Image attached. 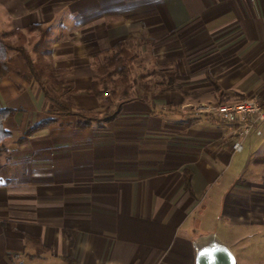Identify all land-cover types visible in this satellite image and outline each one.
<instances>
[{
    "label": "crops",
    "instance_id": "0c3cea01",
    "mask_svg": "<svg viewBox=\"0 0 264 264\" xmlns=\"http://www.w3.org/2000/svg\"><path fill=\"white\" fill-rule=\"evenodd\" d=\"M38 23L51 29L65 103L108 109L107 90L98 97L91 86L96 58L119 41L138 54L132 99L105 123L49 115L10 53L18 71L0 82V110L14 111L0 153V264H195V242L216 235L199 232L216 207L264 216V122L233 153L234 125L192 108L260 89L264 0H0L1 32Z\"/></svg>",
    "mask_w": 264,
    "mask_h": 264
},
{
    "label": "trees",
    "instance_id": "16d2710c",
    "mask_svg": "<svg viewBox=\"0 0 264 264\" xmlns=\"http://www.w3.org/2000/svg\"><path fill=\"white\" fill-rule=\"evenodd\" d=\"M50 35L51 29L40 23L33 24L26 30L0 31V82L10 72L18 71L15 60L10 55V53H17L21 56L25 68L30 72L32 80L40 86L45 94L47 114L74 115L83 126L91 125L94 122L105 123L115 120L120 115L125 102L132 99L133 70L138 54L134 53L126 42L119 41L114 48L108 49L98 56L95 62L98 76L92 81L91 92L100 97L105 90L109 89L110 85L115 86L118 88V92H113L116 94V102L102 101V106H108V109L103 113L78 110L71 102L63 101L70 89L65 87L67 81L61 76L62 71L54 67ZM33 54L37 55L36 58ZM171 78L173 79V76ZM48 79H52V82L49 83ZM209 81L217 91H221L218 81L211 75ZM13 113L14 111L9 108L0 110V148L4 140L11 136V133L4 127V121ZM52 120L51 118L43 120L37 126L28 129L27 134L30 135ZM188 186H190V180H188Z\"/></svg>",
    "mask_w": 264,
    "mask_h": 264
},
{
    "label": "rangeland",
    "instance_id": "374dc122",
    "mask_svg": "<svg viewBox=\"0 0 264 264\" xmlns=\"http://www.w3.org/2000/svg\"><path fill=\"white\" fill-rule=\"evenodd\" d=\"M132 51L137 53L134 49ZM48 82L51 83L52 79H48ZM117 89L115 86L110 85L106 92L108 99L116 102V94L113 92ZM11 137L12 133L9 138L4 140L0 148V153H3L6 149ZM219 211L216 207L213 215L208 217L209 220L204 227L199 228V232L206 230L215 232L235 253L237 258L236 264H264V216L259 217V215L255 216V214L250 213L242 217L227 215L223 212L220 214Z\"/></svg>",
    "mask_w": 264,
    "mask_h": 264
},
{
    "label": "built area",
    "instance_id": "2783aa9c",
    "mask_svg": "<svg viewBox=\"0 0 264 264\" xmlns=\"http://www.w3.org/2000/svg\"><path fill=\"white\" fill-rule=\"evenodd\" d=\"M199 114H212L220 120L234 125L231 150L240 152L247 136L264 122V83L260 89L237 103L199 102L192 106Z\"/></svg>",
    "mask_w": 264,
    "mask_h": 264
},
{
    "label": "water",
    "instance_id": "95a60500",
    "mask_svg": "<svg viewBox=\"0 0 264 264\" xmlns=\"http://www.w3.org/2000/svg\"><path fill=\"white\" fill-rule=\"evenodd\" d=\"M232 249L216 235H207L195 242V264H236Z\"/></svg>",
    "mask_w": 264,
    "mask_h": 264
}]
</instances>
